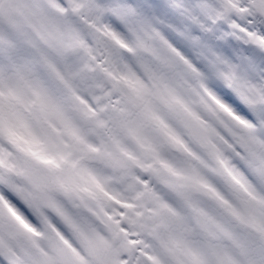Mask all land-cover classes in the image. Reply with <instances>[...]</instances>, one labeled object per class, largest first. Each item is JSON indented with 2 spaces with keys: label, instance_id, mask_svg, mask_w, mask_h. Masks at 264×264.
Wrapping results in <instances>:
<instances>
[{
  "label": "snow or ice",
  "instance_id": "1",
  "mask_svg": "<svg viewBox=\"0 0 264 264\" xmlns=\"http://www.w3.org/2000/svg\"><path fill=\"white\" fill-rule=\"evenodd\" d=\"M0 264H264V0H0Z\"/></svg>",
  "mask_w": 264,
  "mask_h": 264
}]
</instances>
